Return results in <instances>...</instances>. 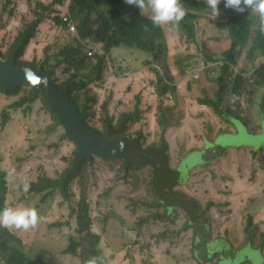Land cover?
Instances as JSON below:
<instances>
[{"label": "rangeland", "instance_id": "374dc122", "mask_svg": "<svg viewBox=\"0 0 264 264\" xmlns=\"http://www.w3.org/2000/svg\"><path fill=\"white\" fill-rule=\"evenodd\" d=\"M121 1L123 3L114 14L120 16V23L126 24L130 13L141 14L138 7L126 4L125 0ZM74 3L75 0H0V52L7 57L18 33L28 24L40 19L43 21L34 29L32 39L18 59L19 64L36 68L43 66L46 70L55 68L53 76L57 84H61L70 76V72L65 69L67 64H58V60L62 59L58 53L66 46L79 45L94 62L104 56L106 65L103 79L90 85V93L82 92L74 95L73 99L78 104L90 106L88 125L91 128L104 136L108 115L117 123L122 115L131 113L134 120L126 122V136L135 139L141 134L140 143L143 148L156 145L159 139L157 141L155 137L154 140L148 130L154 118L161 125L160 136L167 122L174 136L183 119L184 107L178 100V85L185 79L207 80L199 94L190 89V82L188 88L194 96L199 95L198 102L209 108L212 117L219 119V125L214 131L209 128L203 134L196 135L198 143L233 131V124L239 131L237 137L224 139L232 149H228V153L227 149L224 150L223 153H227L222 156L225 165L217 166L215 171L220 174L222 169L230 168L226 162L229 157H235V151L239 153L250 151L252 147L258 149L264 146V82L257 84L256 80L261 78L255 75V70L264 63L263 46L254 49L253 39L248 38L236 46L233 62L223 57L231 44L227 21L228 13L233 9L226 8L223 3L221 9H218L219 15L214 17L211 9L206 6L204 10H195L199 12L194 13L196 18L186 19L188 28L182 27L180 23L174 31H169V26L164 25L160 26L162 30L158 32H142L140 36L153 48V51H149L125 43L107 49L104 42L93 40L96 38L95 34L91 35V43L87 40L79 42L74 32H77L80 21L87 18L89 27L96 31L103 22L104 14L112 15L108 6L80 16L75 9L76 13L70 11L69 23L58 22L57 18L62 19V14ZM185 11L189 10L185 8ZM234 13L252 19V30H256L257 18L249 10L246 9L243 13L234 10ZM141 15L149 19L147 12ZM72 27L75 28L74 31L71 30ZM141 54L150 58L149 61L146 58L144 64L151 72H142L143 69L140 68L131 69V64H126L133 62ZM210 62L213 64L208 65ZM223 62L230 73L228 80L241 74L242 81L238 83V87L234 81L230 82L229 91L223 96L221 104L214 106L210 103H217L216 80ZM164 84L171 89L158 92L157 87L163 88ZM148 87H154L157 93V111H151L148 103L143 106L142 93ZM30 89L29 85H21L15 92L0 90V167L3 170L15 169L13 176L7 174L5 203L7 207H34L39 216L36 227L28 231L9 229L22 240L24 247L21 250L28 258L26 264H80L79 255L63 253L71 238L80 241L78 253L85 252L88 247L92 248L93 243L104 259L103 264H218L217 254L202 263L194 257V229L184 228L188 217L183 209H170L161 202L154 189L151 166L135 164L128 167L123 159L108 160L94 155L91 160L84 162L73 177L69 200H65L59 190L50 193L46 199L43 198V193L24 191L22 184L25 181L29 184L43 175L57 177L66 173L71 168L77 149L76 143L67 137L64 127L43 98L39 95L32 100ZM91 95L96 99L90 100ZM206 100H210V103H205ZM18 101H24L23 105L13 108L12 105ZM135 105L141 111L135 109ZM4 109L9 112V120L6 126L1 127ZM158 111L159 118L156 117ZM232 118L239 119L247 127L243 129L236 121H231ZM261 127L262 132L256 134L261 131ZM165 135L169 139V148L166 150L169 165L176 168L182 163L180 158L193 146L175 136L170 138L168 129ZM190 158L194 160L193 155ZM256 159L259 163L263 162L264 166V152H259ZM235 162L243 170L247 161L238 158ZM202 169L204 168H190L185 184L177 185L174 189L192 195L206 212L211 228L210 240L224 237L232 243L234 249L240 247L235 264L243 262L245 254L250 251L243 249L248 235L254 239L255 246H263L258 251L264 255V224H251L247 218L245 220L243 213L242 218L233 217V211L226 205L228 202L220 198L221 195L228 197L229 190L219 185V179L214 174L197 182L194 173ZM232 170H236V167L233 166ZM81 198H86L92 217L88 233L77 232L76 220L70 217L72 209H79ZM242 207V203H237V210ZM67 219H70L71 225L61 228L52 226L56 221ZM248 225L250 227L247 232ZM0 237L12 248L7 252L8 256L15 249L16 240L6 237L1 227ZM254 256L257 262L264 264L262 257L257 253ZM2 260H6L5 254L0 253V263Z\"/></svg>", "mask_w": 264, "mask_h": 264}, {"label": "trees", "instance_id": "16d2710c", "mask_svg": "<svg viewBox=\"0 0 264 264\" xmlns=\"http://www.w3.org/2000/svg\"><path fill=\"white\" fill-rule=\"evenodd\" d=\"M122 3L123 1L121 0H75V3L71 6V12L76 13L74 11L76 9V11L78 12L76 14L78 16L83 14H91L94 10L102 6H108L109 13L110 15H112L111 17L108 16L107 14L106 15L104 14L103 22L100 24L99 29H97L96 31L92 27H89L88 25L89 20L87 18H84L83 21H80L78 24V31L80 36L92 37L91 35L95 34L96 38L92 37L93 40L97 41L98 39L100 42H104L107 49L125 43L129 45H137L139 48L153 51L152 46L144 41V39L140 36V33L149 32V31L158 32L162 30L161 27L153 25L150 19L136 12L128 14L127 15L128 22L126 24H123L121 22L122 23L121 24L119 22L120 16L119 15L116 16L114 14L117 11V7H119L120 4ZM181 4L189 11L186 12L185 17L180 23L182 24V27L188 28L189 26L187 25L186 19L188 17L191 19L196 18L197 15L194 13H199V12H195V10H200V9L204 10L205 4H203L201 0H181ZM228 15H229V21H227V24H229V28H230L231 44H230V48L223 53V57L226 58L227 61L233 62L234 51L236 49V46L241 42L246 41L248 38L253 39L254 49L256 47L263 46V51H264V35H261L257 30L254 31L252 30V24L254 21L240 14H235L234 10H231V13H228ZM42 21L43 20L38 19L33 23L28 24L24 30L18 33V36L14 40L9 52V55L12 54L15 57L17 63H18V59L22 56L26 45H28V43L32 39L34 29ZM57 21L60 22V19L57 18ZM188 35H190L189 31H188ZM58 56H62V59L58 60V64L62 65L66 63L67 66L65 67V69L68 72H70V76L63 83L58 85L66 93L67 98L73 103L76 110L83 119L84 123L87 126H89L88 110L90 109V106L89 105L83 106L81 104H78L73 99H74V95L76 96L77 94H80L82 92L90 93L91 92L90 85L98 81H101L103 79L102 76L106 65L105 57L102 56L96 62H94L89 57L90 55L88 56L86 53H84L81 50L79 45L66 46L61 51H59ZM155 57L157 56L155 55ZM34 68L41 70L43 71V73L50 75L51 77L54 78L53 75L55 73V68L50 70L44 69L43 66L41 68H36V67ZM255 75L261 78V80L259 79L256 80L257 84H261L264 82V63L255 70ZM229 76L230 73L228 72V68L225 66V62H223L220 74L218 76V79L216 80L218 84V93H217L218 99L216 100L217 103H210V100L204 101L205 103H210L211 105L214 106H217L218 104L220 105L223 96L227 93V91H229L230 82L234 81L235 86L238 87V83L242 81V75L236 74L233 78H230V80H228ZM54 80L56 81L55 78ZM161 80H162L161 77H159L160 82ZM18 88L8 89L0 85L1 91L9 92V93L15 92ZM163 89L166 92L167 90L171 89V87L166 84L163 85V88L157 87L158 92H162ZM30 91L32 93V100L36 99L39 95L41 96L40 93H35L32 88L30 89ZM89 99L94 100L96 99V97L91 95ZM23 103L24 101H18L14 103L12 106H14L13 108H18L21 107ZM136 108L139 111H141L135 105V109ZM156 117L157 118L160 117L159 111L156 113ZM55 118L57 119L56 116ZM8 120H9V112L6 109H4L1 114V127L6 126L8 124ZM128 120H134V115L131 113L128 114L127 116L122 115L121 119H119L117 123H114V118L108 115L105 121L104 136L111 135L116 131L125 134L126 125H127L126 122ZM232 120L236 121L238 126L242 127L243 129H245V126L247 127L245 123L241 122L237 118H232L231 121ZM95 131L100 135H102L99 131L97 130ZM256 134H258V132ZM140 137L141 134H139V137L135 139H129L127 137L128 142L124 148L123 156L120 159H123L128 167H132L135 164H142V165L151 166L153 168L154 189H156V193L158 194L161 202L169 206L170 209L174 207L182 208L188 217V220L186 221L184 228L194 229V243L192 247V253L199 262L202 263L208 258H211L217 254L218 264H235L234 261L239 257L237 251L240 247L235 250L232 243L227 238L224 237H214L212 240H210L211 228L208 218L206 217V212L200 207L196 199H194L193 197H191L190 195L184 192L174 189L177 185L184 184V181L187 179V173L191 168V165L194 164L193 160L191 158H188L187 161H183L177 169L173 170L169 165L168 155L166 154V150L169 148V144L164 137V131L159 138L158 144L156 145L153 144L146 148H143L141 146ZM227 137L230 136H225V135L220 136L218 139V144H217L218 146L216 147L210 146L204 151L197 152L196 156H194V160L195 161L198 160L197 155H199L202 157V160H200L199 163L208 164L210 162V159L216 157L217 155H220L223 152L224 147L229 145L227 142L224 141V139ZM252 148L253 149L250 150V153L254 157H257V154H259V152L262 153L264 152L263 151L264 146H260L258 149H255L254 147ZM258 150H262V151H258ZM91 159H92L91 157H87L82 162L78 171L75 172L74 174H70L69 176H67V172L57 177H49L43 175L36 181L29 182V188L27 192L43 193L44 194L43 198L46 199L50 193H54L56 190H59L62 196L64 197V199L69 200L71 198L70 183L73 177L80 171L84 162L86 160H91ZM178 170L182 172V176L178 180H175L171 176L174 175ZM7 174H8L7 170H3L0 167V210L7 207L5 203L6 193H7V177H8ZM78 207L79 209L77 210L75 209L71 210L70 217L71 218L74 217V219L76 220L77 232L85 231L88 233L92 225V217L89 213V206L86 198H81ZM247 221H250V223L253 224V219L250 216L248 217ZM64 225H71L70 219H67L65 221L60 220L52 223V226L57 228H61ZM249 227L250 225L246 227L247 232L249 230ZM1 231L6 237L12 240L14 239L16 240V241L14 240L16 247L12 251V253L7 256L6 255L7 252H9L12 248L8 245L6 240L0 237V253L5 254V258H6V260L5 261L2 260L0 264H26L28 258L26 254L21 250L24 247L22 240L16 237L14 233H11L9 229H5L1 227ZM253 234L254 233H252V235ZM79 245H80V241L71 238L69 245L63 250V253L71 254L74 256L79 255L81 259L80 264H84V261L91 257L100 258L103 264L104 259L100 257L99 255L100 251L94 247L93 243H92V248L88 247V249L82 253H78L77 251ZM246 245L248 246L246 247ZM246 245L245 247H243V249L246 248L249 249L250 251L245 254L244 259L248 257L250 262H252L253 264H260L259 262H257L254 254L257 253L255 251L256 249L262 248L263 246L262 245L255 246L254 239L250 235H248L247 237ZM252 246H255V250L251 248ZM262 257H263L262 260L264 261V255H262Z\"/></svg>", "mask_w": 264, "mask_h": 264}, {"label": "crops", "instance_id": "0c3cea01", "mask_svg": "<svg viewBox=\"0 0 264 264\" xmlns=\"http://www.w3.org/2000/svg\"><path fill=\"white\" fill-rule=\"evenodd\" d=\"M201 1L203 2V4L206 5L205 0H201ZM223 3L224 0H220L218 9H221L220 7L222 6ZM129 59L130 60L132 59L131 54L129 55ZM145 59L148 61L150 60L148 56H143V54H141L140 57L138 58L136 57L133 62H128L126 64H131V69L140 68L143 69L142 72L143 71L148 72L150 70H148L144 64ZM149 78L152 77L150 76ZM189 82L191 86L190 89L195 90L199 94L200 93L199 90L203 87V85L207 82V80L189 81L185 79L178 85V92H179L178 100H180L182 106L184 107V115H183V119L180 120L181 123L180 126L174 132V136L176 139L180 138L187 145L193 146V148L190 149L184 157L180 158L181 162L187 161V159L190 158L192 155L196 156L197 152L204 151L210 146H215V147L218 146L217 144L220 136L225 135V136H230L231 138H235L238 136L239 133L238 128L233 124V131L229 133H224L222 135H219L218 137L215 136L213 137V139L201 140L198 143L196 139V135L203 134L209 128L213 129L214 131L219 125V119L217 117L216 118L212 117L213 115L210 113L209 108L206 105H202L201 103L198 102L197 99L199 98V95L197 94L196 96H194V93H192V91L189 90L188 88ZM142 95H143V106L148 103L151 106V111H157L159 106V101L157 99V93L155 91V88L148 87L147 89H144ZM160 128H161L160 123L157 122L156 119L154 118L150 122L148 130L149 132L152 133L151 135L153 136V139L157 137V141L160 138V131H161ZM165 128L169 130V137L173 139L174 136L172 135V130L168 122L165 125ZM165 128H163L162 131L164 130V137L169 144V139L165 135L166 134ZM260 130L261 131L258 132V134L262 132V128ZM226 149L228 153V149H232V148L226 146L225 150ZM233 150L235 151L236 149ZM227 153L217 155L216 157L212 158V160L208 164L199 163L200 160H202V157L197 155L198 160L196 161L193 160L194 164L191 165V168H204L201 171H197L196 173H194V176L197 178V182L198 181L201 182L209 174L210 175L214 174L219 179V185L223 189L229 190V195H228L229 198L227 197V195H221L220 198H223L228 202L226 203V205H228L229 208H231V210L233 211V217L242 218V213H243L245 220L246 218L248 220V217L250 216L253 219L254 223L260 225H262V223L264 224L263 162L260 163L257 162L256 159L257 157H254L250 153V151H242L239 153L235 151V157H229L228 162H226L230 168L225 170L222 169L220 174H218L215 171V168L219 165L220 166L225 165L223 163L222 156L226 155ZM238 158H242L245 161H247L243 166V170H241L239 167L236 166L235 160ZM179 166L180 165H177L176 168H172V169L175 170ZM233 166L236 167V170L234 171L232 170ZM250 166H252L253 168L252 169L249 168ZM185 182L186 180L184 181V184ZM190 196L193 197L192 195ZM237 203L243 204V207L239 210L236 209ZM223 218H227V217L223 216ZM251 248L255 250L254 246H252ZM258 250L259 249H256L255 251L257 252L258 255H260V257H262L263 255V254L261 255L262 252L260 253V251ZM243 262H247L248 264H253L252 262H250L248 257L245 258Z\"/></svg>", "mask_w": 264, "mask_h": 264}, {"label": "water", "instance_id": "95a60500", "mask_svg": "<svg viewBox=\"0 0 264 264\" xmlns=\"http://www.w3.org/2000/svg\"><path fill=\"white\" fill-rule=\"evenodd\" d=\"M25 84L30 85L35 93L41 94L64 127L67 137L76 143V153L67 176L77 172L82 162L93 155L108 160L122 158L128 142L124 133L116 131L108 136L100 135L84 123L53 77L34 67L18 64L12 54L4 57L0 52V85L15 89ZM181 176L182 172L178 170L171 177L178 180Z\"/></svg>", "mask_w": 264, "mask_h": 264}, {"label": "clouds", "instance_id": "9594fccd", "mask_svg": "<svg viewBox=\"0 0 264 264\" xmlns=\"http://www.w3.org/2000/svg\"><path fill=\"white\" fill-rule=\"evenodd\" d=\"M125 3L138 7L141 14L147 12L153 25H167L169 26V31L177 30L180 22L186 15L181 0H125ZM205 3L207 7L211 9L212 16L217 17L219 15L218 5L220 0H205ZM224 6L240 13H243L246 9L249 10V13L257 18L256 30L261 35H264V0H224ZM70 11L71 5L70 8L62 14V19L60 18L62 24L67 23L65 19H67V21L69 20L68 16L70 15ZM77 33L79 34L78 27ZM7 173L9 176H13L15 169H8ZM22 188L24 191H27L29 184L26 181L23 182ZM38 220V212L34 207L9 206L0 210V227L5 229L28 231L36 227ZM84 264H102V261L98 257H91L85 260Z\"/></svg>", "mask_w": 264, "mask_h": 264}, {"label": "built area", "instance_id": "2783aa9c", "mask_svg": "<svg viewBox=\"0 0 264 264\" xmlns=\"http://www.w3.org/2000/svg\"><path fill=\"white\" fill-rule=\"evenodd\" d=\"M65 21L67 22V23H69L68 21H67V19H65ZM71 30H75V28L74 27H72L71 28ZM75 34H76V38L78 39V41L79 42H81L82 43V41L83 40H87L88 41V43H91V41H92V37H85V38H81L80 36H79V34L77 33V32H74ZM89 54H91V53H89ZM211 64H213V63H208V65H211Z\"/></svg>", "mask_w": 264, "mask_h": 264}, {"label": "bare ground", "instance_id": "6f19581e", "mask_svg": "<svg viewBox=\"0 0 264 264\" xmlns=\"http://www.w3.org/2000/svg\"><path fill=\"white\" fill-rule=\"evenodd\" d=\"M125 148V147H124Z\"/></svg>", "mask_w": 264, "mask_h": 264}]
</instances>
